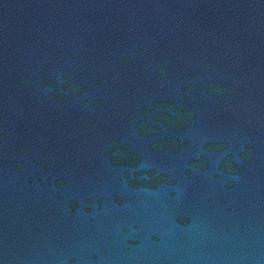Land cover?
<instances>
[{"label": "water", "instance_id": "obj_1", "mask_svg": "<svg viewBox=\"0 0 264 264\" xmlns=\"http://www.w3.org/2000/svg\"><path fill=\"white\" fill-rule=\"evenodd\" d=\"M0 264H264V0H0Z\"/></svg>", "mask_w": 264, "mask_h": 264}]
</instances>
